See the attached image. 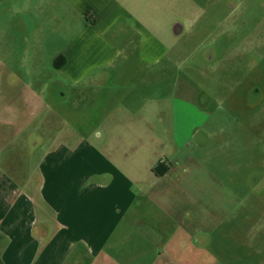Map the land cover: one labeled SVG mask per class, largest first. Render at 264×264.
<instances>
[{"label": "crops", "instance_id": "1", "mask_svg": "<svg viewBox=\"0 0 264 264\" xmlns=\"http://www.w3.org/2000/svg\"><path fill=\"white\" fill-rule=\"evenodd\" d=\"M150 2L0 0V264L198 261L185 248L200 247L189 235L199 231L195 211L163 200V177L178 181L171 171L180 148L173 141L151 158L168 142L166 128L146 118L162 112L153 102L165 98L134 93L132 107L112 103L102 112L103 100L120 93L114 76L130 56L153 61L167 50L138 18ZM51 101H62L59 126ZM88 116L116 119L89 141Z\"/></svg>", "mask_w": 264, "mask_h": 264}, {"label": "rangeland", "instance_id": "2", "mask_svg": "<svg viewBox=\"0 0 264 264\" xmlns=\"http://www.w3.org/2000/svg\"><path fill=\"white\" fill-rule=\"evenodd\" d=\"M138 18L167 50L153 61L130 56L114 76L120 93L103 100L102 112L112 103L132 107L134 93L162 95L152 108L162 112L146 119L166 128L168 143L151 158L173 141L180 148L171 171L178 181L170 173L161 186L165 208L198 217L199 231L189 235L200 247L186 252L195 264H264V0H151ZM46 61L38 57L42 77ZM49 103L59 126L62 101ZM114 119L88 116V140ZM79 120L73 112L72 126Z\"/></svg>", "mask_w": 264, "mask_h": 264}, {"label": "trees", "instance_id": "3", "mask_svg": "<svg viewBox=\"0 0 264 264\" xmlns=\"http://www.w3.org/2000/svg\"><path fill=\"white\" fill-rule=\"evenodd\" d=\"M59 59H64L62 56H59L58 58H56V60H55V66L57 65V61L59 60ZM153 170L156 172V173H158V174H161V173H163V171L165 170V168L164 169H159V167H155V168H153Z\"/></svg>", "mask_w": 264, "mask_h": 264}]
</instances>
